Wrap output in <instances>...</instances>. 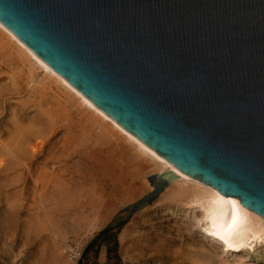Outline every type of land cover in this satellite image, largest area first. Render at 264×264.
<instances>
[{"label": "water", "instance_id": "1", "mask_svg": "<svg viewBox=\"0 0 264 264\" xmlns=\"http://www.w3.org/2000/svg\"><path fill=\"white\" fill-rule=\"evenodd\" d=\"M0 22L176 169L264 217V0H0ZM177 177H154L88 250Z\"/></svg>", "mask_w": 264, "mask_h": 264}, {"label": "rangeland", "instance_id": "2", "mask_svg": "<svg viewBox=\"0 0 264 264\" xmlns=\"http://www.w3.org/2000/svg\"><path fill=\"white\" fill-rule=\"evenodd\" d=\"M3 55L0 264H264V245L232 254L205 237L200 210L177 184L88 250L154 190L159 169L49 81L44 84L41 70L15 68Z\"/></svg>", "mask_w": 264, "mask_h": 264}, {"label": "bare ground", "instance_id": "3", "mask_svg": "<svg viewBox=\"0 0 264 264\" xmlns=\"http://www.w3.org/2000/svg\"><path fill=\"white\" fill-rule=\"evenodd\" d=\"M3 53L7 54L8 56H4ZM1 54L4 56V58L10 57V59H11L10 61L13 64L12 65L13 67H15V65L16 66L18 65L17 68H19V66L21 65L23 67H29V68L31 67L34 70L38 69L39 72L41 70L44 73L43 75L46 78V81L43 80V81H45V82H43L44 84L49 81L50 86L54 85L52 87H55V90L57 88L59 91L63 92L65 95H67L68 99L71 98V100H72L71 104L72 105L74 102L75 103L74 106L76 105L83 112L89 114L90 117L94 119V122L96 120L97 122L99 121L104 126H106L112 132L110 135H113V134L117 135V137H119L123 141L122 142L123 144L125 142L126 144L130 145L135 150L134 151L135 153L142 156V158L144 157L146 159H149L154 165V167L153 166L152 167L153 168L156 167L157 170L159 169L158 174H162V172L164 173L165 171H168V170H171V171L178 173V177L171 184H173V185L177 184V186H179L181 188L182 194L187 196L188 199L190 200V205H192V206H194L200 210V215L197 216V220L200 223L201 230H202L203 234L205 235V237H208V238L212 239L214 242H217L218 245H221V247L223 248V250L225 252L232 253V254H238V253H241L245 250L255 251L256 248L264 245V217L263 216L252 211L251 208L249 209V208H246L245 206H243V204L241 203L239 198H236L234 196H225L224 194H222L221 192L216 190L214 187L209 186V185L201 182L200 180H198L194 177L188 176V175L184 174L183 172L179 171L178 169H176L168 160H166L164 157L160 156L157 152H155L153 149H151L149 146H147L139 138H137L135 135L130 133L123 126H121L118 122H116L113 118H111L108 114H106L103 110H101L99 107H97L93 102H91L81 91H79L77 88H75L74 85H72L63 76H61L53 68H51L33 50H31L24 42H22L19 38H17L15 36V34H13V32L9 28H7L4 24H2L0 22V59L2 56ZM5 60H7V58ZM2 63L3 62L1 61L0 64H2ZM5 64L6 63H3L2 65L5 66ZM2 65H0V66L2 67ZM10 67H11V64H10ZM7 68H9V67H7ZM28 69H26V70H28ZM32 69H30V70H32ZM11 70H13V69H11ZM23 72H24V70H23ZM11 73H12V71H11ZM14 73H17V71L13 72V74ZM44 76H43V78H44ZM53 92H54V90H53ZM61 92H59L60 95H61ZM51 98H53V97H51ZM53 101H54V99H53ZM70 101H68V102H70ZM67 105H69V104H67ZM56 106H57V104H56ZM63 106L64 105H62V108H63ZM50 107H51V105H50ZM62 108H60L59 110L61 111ZM70 108H72V107L70 106ZM57 111H58V107H57ZM62 111H63V109H62ZM69 111H70V109H69ZM69 111H68V113H69ZM71 113H73V112H71ZM85 113H84V115H85ZM59 115H61V114H59ZM69 115H70V113H69ZM87 117H88V115H87ZM90 120H92V119H90ZM68 122H69V119H68ZM91 122H93V120ZM95 124H96V122H95ZM76 126L77 125H75L74 128ZM101 126L102 125L100 124V127ZM88 129H86V130H88ZM77 130H78V128H77ZM104 130H106V129H104ZM110 131H109V133H110ZM20 133H22V132H20ZM42 133H44V132H42ZM39 135L40 134H38V136ZM105 135H107V133ZM25 137L23 139H25ZM27 139H29V138H27ZM27 139H26V141H27ZM34 139H36V138H34ZM18 141H19V139H18ZM18 141H17V143H18ZM23 142H25V141L23 140ZM27 143H28V141H27ZM38 143H39V141H38ZM19 144H21V143H18V145ZM24 144H26V143H24ZM36 145H38V144H36ZM1 147L4 148V146H1ZM17 147H19V146H17ZM21 148H22V146H21ZM5 149H8L7 146ZM24 149H26V147ZM24 149H23V151H24ZM35 149H38V148L35 147ZM9 152L10 151H8V153ZM33 152H35V151H33ZM106 152H107V150H106ZM134 152H133V155H134ZM27 153L29 155V150L27 151ZM11 154H12V152H11ZM17 154H18V152H17ZM100 154H102V153H100ZM8 155H10V153ZM28 155H26V156L28 157ZM39 155H40V153H39ZM134 157H135V155H134ZM139 158H141V157H139ZM24 160H26V159H24ZM18 163H20V162H18ZM173 185H171V186H173ZM171 188H173V187H171ZM193 219H194V217H193ZM212 240H210V241H212Z\"/></svg>", "mask_w": 264, "mask_h": 264}]
</instances>
